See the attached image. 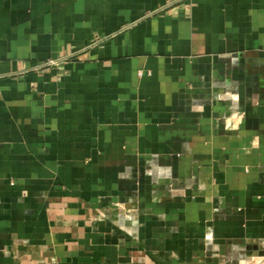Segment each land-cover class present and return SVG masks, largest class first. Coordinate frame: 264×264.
Masks as SVG:
<instances>
[{
	"label": "crops",
	"instance_id": "crops-1",
	"mask_svg": "<svg viewBox=\"0 0 264 264\" xmlns=\"http://www.w3.org/2000/svg\"><path fill=\"white\" fill-rule=\"evenodd\" d=\"M0 264H264V0H0Z\"/></svg>",
	"mask_w": 264,
	"mask_h": 264
},
{
	"label": "built area",
	"instance_id": "built-area-1",
	"mask_svg": "<svg viewBox=\"0 0 264 264\" xmlns=\"http://www.w3.org/2000/svg\"><path fill=\"white\" fill-rule=\"evenodd\" d=\"M50 63H51V64H56V63H58V62H57V60H52V61H50ZM140 74H142V72H140Z\"/></svg>",
	"mask_w": 264,
	"mask_h": 264
}]
</instances>
